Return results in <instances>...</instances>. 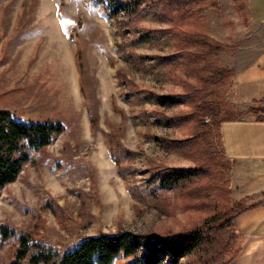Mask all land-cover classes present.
Listing matches in <instances>:
<instances>
[{
	"label": "rangeland",
	"instance_id": "374dc122",
	"mask_svg": "<svg viewBox=\"0 0 264 264\" xmlns=\"http://www.w3.org/2000/svg\"><path fill=\"white\" fill-rule=\"evenodd\" d=\"M155 6L144 8L136 23L123 11L121 27L104 0H0V108L26 119L61 120L67 127L0 188V227L30 231L64 251L99 232L191 230L236 202L264 198L238 197L233 167L222 166L231 160L223 150L221 123L208 115L175 118L193 109L184 94L189 84L200 85L214 67L233 69L234 49L263 22L258 15L252 20L249 0L200 2L181 24L192 38L193 55L187 58L180 38L157 35L172 25ZM133 28L153 29L156 36H123L122 29ZM232 77L203 83L220 117L239 118L251 106L236 101ZM165 95L177 103L161 105L156 99ZM114 135L124 156L112 152ZM179 139H191L194 149L199 143V151L171 144ZM202 162L203 176L151 196L157 185L151 170ZM11 245L0 244V264L13 261ZM237 254L224 264H233Z\"/></svg>",
	"mask_w": 264,
	"mask_h": 264
},
{
	"label": "trees",
	"instance_id": "16d2710c",
	"mask_svg": "<svg viewBox=\"0 0 264 264\" xmlns=\"http://www.w3.org/2000/svg\"><path fill=\"white\" fill-rule=\"evenodd\" d=\"M100 2L102 0H96ZM206 0H104L105 9L110 16L115 17L123 27L124 21L120 15L125 11L128 22L136 23L142 16L144 8H156L162 12L163 22H169L166 32L171 39L180 38V50L187 52V58L193 55L190 49L192 38L181 28L182 21L193 15L191 7ZM155 2V4H153ZM178 27V28H177ZM123 36L132 33L136 41H142L156 36L153 29H122ZM183 55V54H182ZM189 56V57H188ZM234 70L225 67H214L213 73L202 77L200 85L190 83L191 88L185 90V98L193 104V109L186 117L176 115L181 121L189 118L210 116L214 123L236 119L234 116L220 117L211 106L208 95L203 93V85H216L234 76ZM123 80L122 82H124ZM204 83V84H203ZM132 85V84H131ZM134 86L130 89L133 90ZM137 93V92H136ZM172 95L157 97L164 106H173L177 100ZM249 112L258 114V119L264 120V97L255 101L248 108ZM147 117V115L145 114ZM67 129L61 120L26 119L9 108H0V188L15 181L24 169L26 163L34 160L36 153L51 144L55 137ZM115 134V133H114ZM116 135V134H115ZM111 136L112 152L124 156L117 136ZM179 145L176 148L184 152L194 153L199 150L191 147V139L171 141ZM116 149V151H115ZM235 164L222 163L231 168ZM206 166L198 164L195 167L160 166L150 171V179L155 182L150 194L156 199L159 189H182L193 182L206 171ZM137 193H139L137 191ZM264 195V193H263ZM262 203V200L250 205L236 202L228 209L211 215L204 222L191 230L179 232L157 233L153 231L140 232L133 230H118L99 232L87 235L78 240L73 246L60 251L46 238H37L30 231L13 228L7 225L0 227V244L12 243L13 261L10 264H224L225 259L235 249L238 238L236 217L243 210Z\"/></svg>",
	"mask_w": 264,
	"mask_h": 264
},
{
	"label": "crops",
	"instance_id": "0c3cea01",
	"mask_svg": "<svg viewBox=\"0 0 264 264\" xmlns=\"http://www.w3.org/2000/svg\"><path fill=\"white\" fill-rule=\"evenodd\" d=\"M251 18L263 25L248 31L242 44L234 49L230 67L233 94L238 104L249 107L264 97V0H249ZM258 20V19H257ZM225 155L234 161L233 183L238 197L264 193V120L247 112L220 124ZM237 217L238 254L233 264H264V198Z\"/></svg>",
	"mask_w": 264,
	"mask_h": 264
}]
</instances>
